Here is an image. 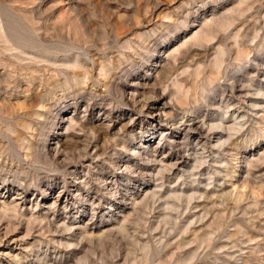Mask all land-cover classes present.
<instances>
[{"label":"rangeland","instance_id":"1","mask_svg":"<svg viewBox=\"0 0 264 264\" xmlns=\"http://www.w3.org/2000/svg\"><path fill=\"white\" fill-rule=\"evenodd\" d=\"M0 264H264V0H0Z\"/></svg>","mask_w":264,"mask_h":264},{"label":"bare ground","instance_id":"2","mask_svg":"<svg viewBox=\"0 0 264 264\" xmlns=\"http://www.w3.org/2000/svg\"><path fill=\"white\" fill-rule=\"evenodd\" d=\"M219 63V62H218ZM218 65H221V64H218ZM217 65V66H218ZM221 67V66H220ZM217 69H219V68H217ZM218 127H221L220 125H211V127H210V129H214V128H218ZM196 161L198 162L199 160L198 159H196ZM201 162V161H200ZM192 197V196H191Z\"/></svg>","mask_w":264,"mask_h":264}]
</instances>
